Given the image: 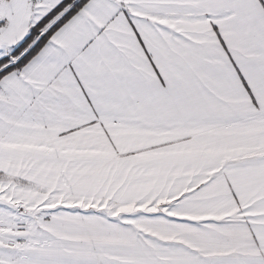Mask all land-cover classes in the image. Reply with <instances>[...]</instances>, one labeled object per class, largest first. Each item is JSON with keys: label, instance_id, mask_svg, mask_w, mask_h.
I'll return each instance as SVG.
<instances>
[{"label": "snow or ice", "instance_id": "obj_1", "mask_svg": "<svg viewBox=\"0 0 264 264\" xmlns=\"http://www.w3.org/2000/svg\"><path fill=\"white\" fill-rule=\"evenodd\" d=\"M0 264H264V0H0Z\"/></svg>", "mask_w": 264, "mask_h": 264}]
</instances>
